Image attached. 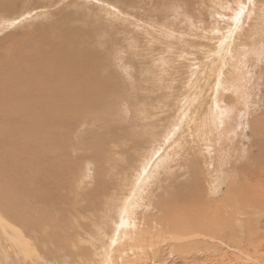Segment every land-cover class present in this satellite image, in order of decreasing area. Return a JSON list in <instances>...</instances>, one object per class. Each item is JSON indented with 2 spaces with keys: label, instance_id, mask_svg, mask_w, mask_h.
<instances>
[{
  "label": "rangeland",
  "instance_id": "374dc122",
  "mask_svg": "<svg viewBox=\"0 0 264 264\" xmlns=\"http://www.w3.org/2000/svg\"><path fill=\"white\" fill-rule=\"evenodd\" d=\"M70 1L37 18L32 30L22 31L21 22L0 35V55L2 39L34 32L44 40L42 49L87 53L93 59L88 76L103 86L90 108L87 102L65 120L58 114L53 138L45 132L33 137L38 131L18 123L5 125L0 114V129L13 128L15 136L6 142L0 130V216L15 224L10 213L21 205V220L32 226L23 232L36 248L24 260L0 232V249L9 255L5 264H100L118 202L135 190L154 149L161 163L138 185L156 210L141 213L148 217L140 230L142 249L117 264H264V0ZM101 3L116 6L121 16ZM221 3L243 8L238 24ZM68 13L79 23L54 26ZM250 40L259 54L248 59V80L238 93L218 94L230 109L225 130L207 149L195 128L180 123L176 138L165 143L182 113L196 107L197 120L202 118L217 74L227 75V53ZM174 219H184L181 231Z\"/></svg>",
  "mask_w": 264,
  "mask_h": 264
},
{
  "label": "bare ground",
  "instance_id": "6f19581e",
  "mask_svg": "<svg viewBox=\"0 0 264 264\" xmlns=\"http://www.w3.org/2000/svg\"><path fill=\"white\" fill-rule=\"evenodd\" d=\"M71 1L69 5H75V3L78 0H75L74 2ZM80 1H82L84 5H86V3L89 4V2L97 3L96 0H80ZM60 2H64V0H0V35L1 34L4 35L5 34L4 32H6L7 30H11L15 25L21 22L22 23L20 25L24 26L22 31L32 30L35 25L34 24L35 20L37 18H43L45 14L49 13V12L48 13L45 12L49 11L50 9L55 10L56 7L54 6H56L58 3L61 4ZM115 2L116 1H114V3ZM65 4H67V2ZM62 5L64 6V4ZM76 5L79 6L80 4H76ZM99 5L100 8H104L103 10H105L106 8L107 9L109 8L108 10H110L111 8L109 7V4L101 3ZM114 7L116 8V6ZM115 8H113L114 12H116L115 14L118 15L120 10L116 11ZM220 10L223 12L230 11L231 13L230 21L237 22L238 24L239 18L241 16L240 14L243 8L235 5L234 9L232 10L229 6L221 3ZM121 12L122 11H120V13ZM261 12L264 15V5ZM112 15L114 14L112 13ZM118 16L121 15L119 14ZM79 18H80L79 16L74 17L68 13V16L55 20L54 26L56 25L57 22L61 26L65 24L73 25L75 23H79L80 21ZM142 21L143 20H141V22ZM80 25L83 26L84 25L83 22L82 23L80 22ZM157 29L158 28L154 30ZM160 31L163 30L161 29ZM73 32H78V30H75ZM60 35H64V31L61 32ZM75 36H77V34H73V35L71 34V38L77 39ZM167 37H169V35H167ZM249 38L252 37L249 36ZM2 40H4L2 43L4 45V47L2 48L4 53L3 55H0V114H2L4 118H7L5 119L7 120L5 125L13 124V126H16L15 123H18L17 128L23 125V127H27L28 129L38 131V132L30 133L33 137L37 136L38 138H41L40 135L44 136V134L42 133L45 132V134L51 135L48 137L53 138V136L56 134L57 129L53 128L52 126L53 124L58 123L56 119L58 114H61V117L65 120V115L69 114L73 117L76 114V112L79 110V108H82L83 104L90 102L86 108H90V106L93 105L92 101L94 100V96L99 94L103 86L100 88L101 84L95 82V80L90 79L88 76V67H91V64L93 62V59L89 54L75 53L69 55L63 51H59L58 53V50L52 47L54 45H50L51 47H44L42 49L40 48L41 46L39 42H43L44 40L40 39V34H36V32L19 37H16L15 35H9ZM72 42L73 41L70 39L65 40V43L67 45L72 44ZM255 44L256 41L253 40L251 41V45L246 46L247 44L246 45L244 44L241 45L240 49H238L237 51L234 52L232 50L234 53H227V58H228V63L226 64V66L228 67L227 75H225L223 71L217 74L215 91H213L214 96L211 98L212 100H210L211 101L210 107H208L207 111L200 120H197V116L199 115V113L196 110V107L195 110L191 108V111L187 110L186 112L182 113L179 121L172 127L170 131L168 130L166 132L164 136L165 143H169L176 136L177 132L180 131L181 128L180 123H181L184 126L187 125L189 128L187 129L190 131L191 130L194 131L195 128L194 134H196L198 137L201 136L200 138H202L203 141L206 143L207 149L210 148L209 145H211L213 142V135H220V133L225 130L226 120L228 118L227 114L230 112V109L226 106L227 104L223 105L221 100H218L219 99L218 94L219 93L222 94L223 92L225 93L230 90L233 91L234 93L236 92L238 93L239 90L242 89L244 83L246 82L245 80H248L247 79L248 67L246 66L248 59L251 56L258 53L256 48L257 46ZM236 96L237 95H235V97ZM143 114H144V110L140 112V115ZM14 116L18 117L17 118L18 121L11 119L12 117L14 118ZM0 130H2L1 132H3L2 140L6 142H8V140L10 141L12 140L13 142L15 137L13 128H12V132L10 131L11 129L9 130L8 126H4V128ZM2 146H4L3 142H2ZM158 152H159L158 150L154 149L150 153L152 159L148 158V161L146 162L147 164L144 165L142 164L141 170L136 178L137 184L135 186V190L130 192L129 196L123 197V199L121 198L120 201L118 202V206L116 205L117 206L116 209L118 210L117 220L114 226L111 227L110 233L108 235L109 236L108 239L107 237L104 238L106 239V247L103 254L104 256L98 258L100 259L99 260L100 264H117V262H120V259H122L121 257L122 256L124 257L127 253L135 252L137 254V251H140L142 249L141 248L142 245H140V243H143V240L145 239L143 236V234L145 233H142L140 231L142 228V223L144 224L147 223L145 221L148 217L146 218L145 216H149L150 215L149 212L150 211L153 212L156 209L153 208L152 202L150 204V202L146 201L147 199L144 200V198L142 197V190H141V188H144V186L138 185L139 184L138 182L140 183L143 182L144 184L146 179H149V176L151 174V168H153L154 170V168L157 169L159 167V164L161 163L160 160L162 159H160L161 157L160 158L157 157V155H159ZM13 204H17V202ZM20 207L21 205L18 206L14 205L13 206L14 212L12 211L10 213L13 220H15L14 222L20 224V226L15 225L16 223L15 224L8 223L5 219H3V217L0 216V232L7 238V241L10 243V248L14 249L15 252L17 250V252H19L20 255H22L23 259L25 260V259H30L32 255L36 253L35 250L36 248L33 247L32 245V242L34 240L30 242V240L27 238V236H25L23 232L25 228L27 227L30 228L32 226L29 225L30 222L25 223L26 221L24 222L23 219L21 220L22 216L20 212ZM15 210H17V212H15ZM114 212L116 213V211ZM146 212L148 214L145 216L141 214ZM6 215L4 217H6ZM174 220H176L177 227H179L177 228V231H181V228H183V226L186 225V224L184 225L182 222L184 219L183 220L174 219ZM107 226L109 227V224H107ZM25 233L27 234V230L25 231ZM151 235L154 234L151 233ZM179 235L181 236V233ZM101 242L103 241L101 240ZM144 245L145 243L143 244V246ZM145 248L146 247L144 246L143 249ZM180 248H182V245L180 246ZM4 251L3 250L0 251V264L7 263V259H9V255L7 254V252ZM143 252L141 253L142 255L144 254ZM154 252L155 251H153V254L156 253ZM101 254L102 253L100 252V255ZM133 255L134 254L130 256ZM145 256H147V253L145 254ZM92 257L93 256L91 255V258ZM129 262L130 261H128L127 264H130ZM132 262H133L132 264H134L135 262L134 259Z\"/></svg>",
  "mask_w": 264,
  "mask_h": 264
}]
</instances>
